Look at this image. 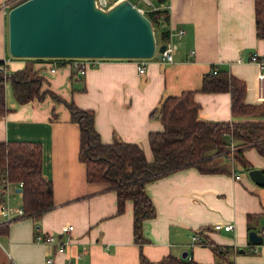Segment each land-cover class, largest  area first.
Masks as SVG:
<instances>
[{
	"label": "crops",
	"instance_id": "1",
	"mask_svg": "<svg viewBox=\"0 0 264 264\" xmlns=\"http://www.w3.org/2000/svg\"><path fill=\"white\" fill-rule=\"evenodd\" d=\"M17 1L0 0V60L6 73L32 61L43 78L41 90L48 88L65 101L92 109L101 141L117 137L135 142L147 161L153 159L148 134L163 129L151 112L167 95L195 90L200 120H237L230 111L229 91H199L202 76L213 67L244 82L246 103L264 101V75L250 60L253 52L264 55V38L256 35L254 0H167L172 62L160 61L155 55L104 57L82 74L67 64H54L58 62L53 57L27 59L9 53L7 11ZM179 30L181 35L176 34ZM140 59L146 63L142 73L136 67ZM4 94L7 111L0 115V142L41 144L42 168L50 180L53 205L6 223V231L0 230V264H140V253L153 264L169 253L191 257L197 264H213L217 257L212 249L191 241L196 230L229 248L224 264H264V241L251 244L247 230L248 226L261 230L264 223V184L255 183L248 169L220 155L216 159L224 162V170L201 172L188 165L147 181L145 191L155 215L143 220L144 241L140 243L133 236L132 201L126 199L123 210L117 212L115 190L86 180L84 163L78 158L79 127L70 120L65 103L49 93L19 103L9 80ZM243 155L251 168L264 169V157L254 147H246ZM13 191L16 187L10 192L14 211L21 203L18 191ZM216 222H229L233 227L215 230ZM70 224L72 230L65 231L63 227ZM37 232L51 233L56 240H36ZM63 239L68 242L59 251L57 242Z\"/></svg>",
	"mask_w": 264,
	"mask_h": 264
},
{
	"label": "trees",
	"instance_id": "2",
	"mask_svg": "<svg viewBox=\"0 0 264 264\" xmlns=\"http://www.w3.org/2000/svg\"><path fill=\"white\" fill-rule=\"evenodd\" d=\"M159 6L167 0H151ZM19 2V1H17ZM16 2V3H17ZM152 22L157 43L169 40V10L149 8L143 12ZM254 21L256 35L264 38V0H254ZM7 25V21H6ZM30 57H27L29 59ZM65 59L67 57H56ZM59 60V59H57ZM63 64L62 62H59ZM4 64L0 60V65ZM9 80L13 94L19 103L33 98H42L45 93L56 101L64 102L70 120L79 127L78 158L84 163L88 182L106 184L116 192L117 212H121L126 199L133 204V236L142 243V222L155 215V208L145 191V183L157 176L183 166L193 165L201 172L224 170V162L217 156H227L244 169L252 165L243 155L246 147L252 146L264 157V120H241L264 118V101L258 104L245 102V84L227 70L213 67L202 76L199 91L230 92V111L233 121H204L198 118L200 104L194 100L195 90H185L179 95H167L151 112L158 118L163 129L149 132L148 141L153 155L147 161L143 149L135 142L114 137L103 142L94 126V111L77 106L72 100L65 101L48 88L41 90L43 78L27 61L23 68L12 73H3L0 68V115L7 111L4 86ZM229 136V139L226 137ZM264 172V169H262ZM22 181L20 203L26 216L36 215L53 205L50 180L42 168V146L39 142L9 140L0 142V196L6 188ZM1 201V197H0ZM6 223L0 230L6 231ZM253 228L247 227L250 231ZM264 237V223L258 230ZM196 243L209 246L217 260L213 264H224L228 247L218 245L201 230ZM264 241V240H263ZM140 264H153L140 253ZM230 263V261L228 262ZM227 263V264H228ZM157 264H197L191 257L177 258L171 253L157 261Z\"/></svg>",
	"mask_w": 264,
	"mask_h": 264
},
{
	"label": "water",
	"instance_id": "3",
	"mask_svg": "<svg viewBox=\"0 0 264 264\" xmlns=\"http://www.w3.org/2000/svg\"><path fill=\"white\" fill-rule=\"evenodd\" d=\"M6 21L7 48L16 57L147 58L165 48L150 19L130 0L107 7L96 0H20L10 6ZM247 174L264 184L262 169ZM248 240L260 244L264 237L252 229Z\"/></svg>",
	"mask_w": 264,
	"mask_h": 264
},
{
	"label": "built area",
	"instance_id": "4",
	"mask_svg": "<svg viewBox=\"0 0 264 264\" xmlns=\"http://www.w3.org/2000/svg\"><path fill=\"white\" fill-rule=\"evenodd\" d=\"M96 1L100 6L107 7L109 4H111L115 0H96ZM141 1L144 3V5L138 4V2H141ZM132 3L135 4L137 6V8L139 10H141L142 12H144L145 10H147L149 8H156V7L167 8L166 3H163V4H160L159 6H156L155 4L152 3L151 0H137L136 2H132ZM182 32H183L182 30H179L176 32V34L181 35ZM171 35H172V32L170 33V36ZM164 43H165V48L160 53V56L158 58L160 61L172 62V60H173V58H172L173 44H172L170 38H169V40H167ZM53 58L58 62V63H54V64L60 65L61 63H59V62H62L63 64L69 65L72 69H75L76 71H78L79 73L82 74L89 67L97 64L98 59H100L102 57H67L65 59L56 58V57H53ZM57 59H59V60H57ZM250 60L255 61L259 65V68L261 69L262 74L264 75V55H261L257 52H253L250 55ZM136 67H137V71L139 73L144 72L146 69L145 60L140 59V61L137 62ZM0 68L3 69L4 72L6 71L5 65H0ZM5 184H6V188H4V191L2 192V194L0 196L1 197L0 213H1V216H2L3 222H4L2 224H5L11 220L26 216L21 205L17 206V208H15L14 211H13V207H11V205H10V192H11V190L14 187H16V189L21 187L22 181L18 182L16 185L13 184V187H10L9 182H5ZM232 227H233L232 223H229V222H226V223L216 222L213 224V228L215 230L229 231ZM63 228L65 231H69V230H72L73 226L70 224V225H65ZM190 238H191L192 242L196 243V241L200 240V235H198L196 233H192ZM35 239L47 241V242H51V241L56 240L53 234L47 233L44 235L40 232H37L35 234ZM67 242H68V239H66V240L63 239L62 241L57 242V250L63 251L65 249V245H67ZM50 260L51 259L49 258L48 261H50ZM12 264H15V263H12Z\"/></svg>",
	"mask_w": 264,
	"mask_h": 264
},
{
	"label": "rangeland",
	"instance_id": "5",
	"mask_svg": "<svg viewBox=\"0 0 264 264\" xmlns=\"http://www.w3.org/2000/svg\"><path fill=\"white\" fill-rule=\"evenodd\" d=\"M130 1H132V2H136L137 0H130ZM138 4H139V5H144V3H143L142 1H141V2H138ZM1 70L3 71V73L6 72V71L4 72L3 69H1ZM17 195H18V200L20 201V195H19V194H17Z\"/></svg>",
	"mask_w": 264,
	"mask_h": 264
}]
</instances>
